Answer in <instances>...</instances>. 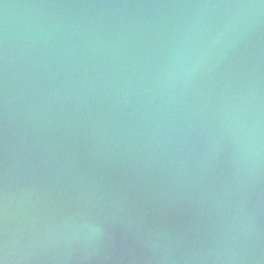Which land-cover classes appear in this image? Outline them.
<instances>
[{
  "label": "water",
  "instance_id": "1",
  "mask_svg": "<svg viewBox=\"0 0 264 264\" xmlns=\"http://www.w3.org/2000/svg\"><path fill=\"white\" fill-rule=\"evenodd\" d=\"M0 258L264 264V0H0Z\"/></svg>",
  "mask_w": 264,
  "mask_h": 264
},
{
  "label": "snow or ice",
  "instance_id": "2",
  "mask_svg": "<svg viewBox=\"0 0 264 264\" xmlns=\"http://www.w3.org/2000/svg\"><path fill=\"white\" fill-rule=\"evenodd\" d=\"M0 264H4V258H0Z\"/></svg>",
  "mask_w": 264,
  "mask_h": 264
},
{
  "label": "clouds",
  "instance_id": "3",
  "mask_svg": "<svg viewBox=\"0 0 264 264\" xmlns=\"http://www.w3.org/2000/svg\"><path fill=\"white\" fill-rule=\"evenodd\" d=\"M95 231H98V229H94Z\"/></svg>",
  "mask_w": 264,
  "mask_h": 264
}]
</instances>
